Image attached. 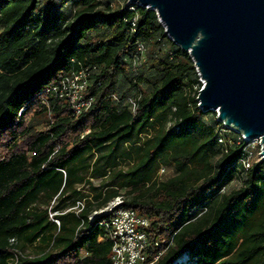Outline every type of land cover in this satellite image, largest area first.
Returning a JSON list of instances; mask_svg holds the SVG:
<instances>
[{
    "label": "trees",
    "instance_id": "obj_1",
    "mask_svg": "<svg viewBox=\"0 0 264 264\" xmlns=\"http://www.w3.org/2000/svg\"><path fill=\"white\" fill-rule=\"evenodd\" d=\"M111 3L0 0V264H111L106 215L89 216L117 196L150 221L149 264H264V159L245 170L237 138L224 151L219 121L203 120L215 113L198 106L194 61L157 12ZM138 42L147 60L134 72ZM80 65L96 67L90 109L75 117L52 100L44 128L29 126L48 114L40 94ZM113 94L139 97L136 112ZM161 166L174 175L160 178Z\"/></svg>",
    "mask_w": 264,
    "mask_h": 264
},
{
    "label": "water",
    "instance_id": "obj_2",
    "mask_svg": "<svg viewBox=\"0 0 264 264\" xmlns=\"http://www.w3.org/2000/svg\"><path fill=\"white\" fill-rule=\"evenodd\" d=\"M157 12L165 34L190 54L203 86L202 111L245 138H261L264 155V0H129Z\"/></svg>",
    "mask_w": 264,
    "mask_h": 264
},
{
    "label": "built area",
    "instance_id": "obj_3",
    "mask_svg": "<svg viewBox=\"0 0 264 264\" xmlns=\"http://www.w3.org/2000/svg\"><path fill=\"white\" fill-rule=\"evenodd\" d=\"M119 0H112V6H116V2ZM125 4H130L129 0L125 3H121V6ZM133 9V7H131ZM135 21H132V25L135 26ZM147 60V47L143 42L137 43L136 52L133 55L132 59V70L134 72H138L143 64ZM95 66H83L80 65V68L73 69L71 72L62 75L60 79L53 86L44 90L40 94V99L43 105H45L48 109V112L51 114L52 100H64L68 104V108L73 116L78 117L84 115L90 107L93 105L94 97H88L87 91L88 87L91 84L90 75L95 70ZM197 69V68H196ZM199 75V79L202 83L200 89L203 86L202 78L200 76V72L197 70ZM198 97V96H197ZM112 98L121 103L127 102L132 111L136 112L138 107V99L136 96H129L124 99H121L119 96L113 94ZM199 106V102H198ZM215 113L216 119L219 121V112L213 111ZM218 128V142L224 148V151H228V147L232 145V141L228 140L224 133L228 130H232L228 128L224 122L219 121ZM234 133L238 135L237 143H244V153L241 158V164L245 170H248L253 163L251 162V157L253 155L252 151L246 146L250 141H256L260 146V157L263 160L264 155L262 154L263 144L261 138H245L243 133H237L232 130ZM90 129L88 128L83 134L82 137L86 133H89ZM123 202L122 196H117L113 200H111L105 207L94 211L90 216L89 220L92 222L99 214L106 215V218L102 220L101 225L105 228L106 231V239L111 241V264H149L148 254L149 248L152 244V240L148 233V228L150 226L149 219L142 213H140L136 209L131 208H117ZM84 207L83 202H78L74 207L78 212L82 210ZM53 217V213L50 214ZM53 221L58 225L60 224L58 219L53 217ZM173 237L170 239H158L154 242V246L158 248H162L165 246H170L172 244ZM159 253L155 256V260H157L160 255ZM186 256L179 258L176 261V264H186V260H184Z\"/></svg>",
    "mask_w": 264,
    "mask_h": 264
},
{
    "label": "rangeland",
    "instance_id": "obj_4",
    "mask_svg": "<svg viewBox=\"0 0 264 264\" xmlns=\"http://www.w3.org/2000/svg\"><path fill=\"white\" fill-rule=\"evenodd\" d=\"M101 1H112V0H101ZM43 2V0H42ZM126 0H119V2H116V6H121V3H125ZM0 31H1V27H0ZM186 82V81H185ZM37 111V110H36ZM36 111H34L33 113H31L27 119V123L29 126H34L36 129L41 130L44 128L45 125V121L46 119H50L52 118V114H50L48 112V114H44V115H40L39 113H37ZM215 115L214 114H208L203 116V120L206 123H215ZM224 135L227 137V139L230 141H232V145L234 144L235 139L237 138V135L232 131V130H228L224 133ZM246 146L252 151L253 155L251 157V162L254 164L255 162L261 161V157H260V146L259 144H257L256 141H250L249 143L246 144ZM157 175L162 178H168L171 177L172 175H174V171L172 168H168L165 166H161L160 169L158 170ZM242 180L243 177L241 176H237L235 177L234 180H232V182L227 186L226 189H223L222 192L226 193L229 192L233 189H238L242 186ZM94 185H99L100 180L94 179L93 180ZM88 187L85 186V189H87ZM38 252V249H36V247H28L25 249L24 253L28 254V255H32L34 256L35 253ZM184 260H186V257L184 258ZM193 263V262H192ZM186 264H189L188 259L186 260Z\"/></svg>",
    "mask_w": 264,
    "mask_h": 264
}]
</instances>
